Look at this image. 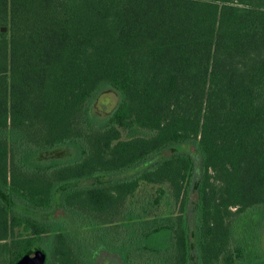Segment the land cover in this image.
<instances>
[{"label":"trees","instance_id":"obj_1","mask_svg":"<svg viewBox=\"0 0 264 264\" xmlns=\"http://www.w3.org/2000/svg\"><path fill=\"white\" fill-rule=\"evenodd\" d=\"M263 227L264 0H0V264H264Z\"/></svg>","mask_w":264,"mask_h":264},{"label":"rangeland","instance_id":"obj_2","mask_svg":"<svg viewBox=\"0 0 264 264\" xmlns=\"http://www.w3.org/2000/svg\"><path fill=\"white\" fill-rule=\"evenodd\" d=\"M119 101V94L113 88H105L99 92L93 100L91 110L92 113L99 117H106L117 105ZM136 133H142V131H137ZM193 150V148H191ZM158 185L150 184L146 182H141L136 189L134 195L129 199L131 205L135 207L136 210L145 212L146 215H156V214H175L176 207L173 204L169 193H164L161 198L156 203L155 198L158 196ZM56 201L58 199V194H56ZM254 209L250 210L249 213L253 214ZM255 212V211H254ZM62 211L57 208L54 211V215L58 217ZM235 235L239 234L240 224L239 220H235ZM261 247L264 249V227L262 229V234L260 238ZM96 264H124L119 256L113 252L100 249L95 257ZM250 264V263H249Z\"/></svg>","mask_w":264,"mask_h":264},{"label":"water","instance_id":"obj_3","mask_svg":"<svg viewBox=\"0 0 264 264\" xmlns=\"http://www.w3.org/2000/svg\"><path fill=\"white\" fill-rule=\"evenodd\" d=\"M5 27L2 26V30ZM41 263V256H32V257H25L19 264H40Z\"/></svg>","mask_w":264,"mask_h":264}]
</instances>
